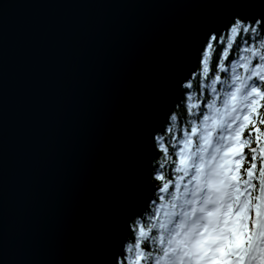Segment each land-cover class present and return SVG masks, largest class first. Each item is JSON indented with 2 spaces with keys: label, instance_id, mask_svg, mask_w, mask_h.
Listing matches in <instances>:
<instances>
[{
  "label": "water",
  "instance_id": "95a60500",
  "mask_svg": "<svg viewBox=\"0 0 264 264\" xmlns=\"http://www.w3.org/2000/svg\"><path fill=\"white\" fill-rule=\"evenodd\" d=\"M236 11L264 0H0V264H115L153 136Z\"/></svg>",
  "mask_w": 264,
  "mask_h": 264
},
{
  "label": "snow or ice",
  "instance_id": "6c2138e0",
  "mask_svg": "<svg viewBox=\"0 0 264 264\" xmlns=\"http://www.w3.org/2000/svg\"><path fill=\"white\" fill-rule=\"evenodd\" d=\"M219 25L206 34L199 71L182 85L189 127L173 135L178 114L171 112L153 136L175 181L164 172L154 177L165 182L152 211L130 217V235L138 238L115 264H264V14L236 11ZM234 45L244 52L238 63L229 60ZM214 49L216 67L228 72L231 63V77L212 72L213 95L200 101L186 90L199 75L208 79Z\"/></svg>",
  "mask_w": 264,
  "mask_h": 264
},
{
  "label": "trees",
  "instance_id": "16d2710c",
  "mask_svg": "<svg viewBox=\"0 0 264 264\" xmlns=\"http://www.w3.org/2000/svg\"><path fill=\"white\" fill-rule=\"evenodd\" d=\"M219 51H220L219 49H214L212 62L210 64V73H209L208 79L205 80V78L201 74L197 78L193 79V85H194L193 89H187L186 90L189 93L195 92L196 93V96H197V99L200 100V101H203L205 99H208V98L212 97V95H213L212 92H211V89L208 87V85L211 82V79L214 78L212 76V72H215L216 75H220L221 78H222V80L223 79L230 78L231 77V63H238V62H240L242 56L244 55L243 48L236 49V47L234 45V48L230 52V55H229V60L231 61V63L225 61V67L228 68L229 71L222 73L216 67V64H217V56L219 55ZM220 58L222 59V57H220ZM196 71H199V68H197ZM242 71L243 70L240 69V68L237 69V72L238 73H241ZM197 84H199L198 90L196 88V85ZM217 87H218L219 90L222 91L223 88H224V85L221 83V84H218ZM184 91H185V89L182 88V91L180 93V97L177 99L176 105H175V107H174V109L172 111V112H175V113L178 114L177 130L173 134V135L177 136V138H181L182 137V135H183L182 129L189 127V123L188 122L193 119V117L190 114L187 113V104L188 103H191V102H186L182 98V93ZM201 107H204V105L201 104ZM206 110L207 109L205 108V111ZM165 142L166 143H170V141L168 140L167 137H166ZM169 155H173V149L171 147H169ZM173 158L176 159V157H173ZM161 163H165L166 164V166H165L164 169H160L159 165ZM160 172H164V174H165V180L171 178L173 181H175V175L176 174L174 172V169H173L171 163H167V162L164 161V159H163V153L159 151L158 145L155 144V155L153 156L152 169H151L150 174H149L151 180L153 181V183L155 185V191L153 192L152 199L157 198L156 190H157L158 187H162L163 186V183L165 182V181H158V180H155L154 179V177L157 176V175H159ZM169 190L170 191H174V188H172L170 186V189ZM166 199H167V197H166ZM161 203H163V202H161ZM152 208H153V206H151V204L149 202V205H148L146 211L147 212H151L152 211ZM136 238H138V233H135L134 232L132 235L129 234L128 239H127L124 247H126L128 244H133V246H134V243H135Z\"/></svg>",
  "mask_w": 264,
  "mask_h": 264
},
{
  "label": "bare ground",
  "instance_id": "6f19581e",
  "mask_svg": "<svg viewBox=\"0 0 264 264\" xmlns=\"http://www.w3.org/2000/svg\"><path fill=\"white\" fill-rule=\"evenodd\" d=\"M147 173H148V172H147ZM153 189H154V188L151 187V189H150L148 192L152 191ZM132 216H134V215H131L130 217H132Z\"/></svg>",
  "mask_w": 264,
  "mask_h": 264
}]
</instances>
